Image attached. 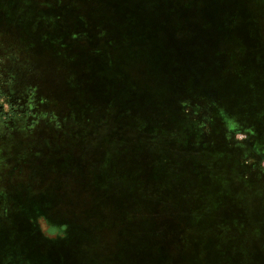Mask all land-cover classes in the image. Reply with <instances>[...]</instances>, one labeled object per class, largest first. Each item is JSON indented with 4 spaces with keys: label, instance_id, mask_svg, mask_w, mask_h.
I'll use <instances>...</instances> for the list:
<instances>
[{
    "label": "rangeland",
    "instance_id": "rangeland-1",
    "mask_svg": "<svg viewBox=\"0 0 264 264\" xmlns=\"http://www.w3.org/2000/svg\"><path fill=\"white\" fill-rule=\"evenodd\" d=\"M0 264H264V0H0Z\"/></svg>",
    "mask_w": 264,
    "mask_h": 264
},
{
    "label": "flooded vegetation",
    "instance_id": "flooded-vegetation-1",
    "mask_svg": "<svg viewBox=\"0 0 264 264\" xmlns=\"http://www.w3.org/2000/svg\"><path fill=\"white\" fill-rule=\"evenodd\" d=\"M10 111H12V113L16 112V111H14L13 107L11 108V110H10Z\"/></svg>",
    "mask_w": 264,
    "mask_h": 264
}]
</instances>
